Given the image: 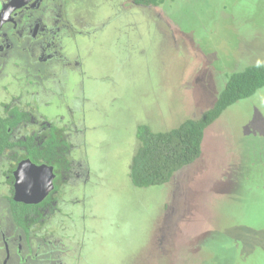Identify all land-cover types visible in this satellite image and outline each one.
<instances>
[{
  "label": "rangeland",
  "instance_id": "374dc122",
  "mask_svg": "<svg viewBox=\"0 0 264 264\" xmlns=\"http://www.w3.org/2000/svg\"><path fill=\"white\" fill-rule=\"evenodd\" d=\"M135 11L120 37L119 68L100 45L88 58L101 76L90 87L103 91L93 113L103 145L88 150L99 173L85 205L97 198L96 216L85 208L81 222L80 204L73 207V233L89 237L81 264H264V88L207 129L201 158L169 184L129 182L138 125L165 131L197 117L227 73L264 66V0H174Z\"/></svg>",
  "mask_w": 264,
  "mask_h": 264
},
{
  "label": "flooded vegetation",
  "instance_id": "af4514ba",
  "mask_svg": "<svg viewBox=\"0 0 264 264\" xmlns=\"http://www.w3.org/2000/svg\"><path fill=\"white\" fill-rule=\"evenodd\" d=\"M136 8L152 7L131 0H0V264L82 263L78 254L89 237L85 229L73 233V207L80 204L81 222L87 211L96 216L97 198L93 208L85 205L99 173L88 150L103 145L101 120L93 116L103 91L90 87L101 76L88 58L100 45L119 68L120 37L124 24L140 17ZM98 181L104 185L103 173Z\"/></svg>",
  "mask_w": 264,
  "mask_h": 264
},
{
  "label": "trees",
  "instance_id": "16d2710c",
  "mask_svg": "<svg viewBox=\"0 0 264 264\" xmlns=\"http://www.w3.org/2000/svg\"><path fill=\"white\" fill-rule=\"evenodd\" d=\"M131 1L138 6L159 7L174 0ZM263 88L264 66L248 65L225 75L214 101L197 117L186 118L165 131H152L147 125H138L135 131L137 147L129 165L132 187L149 189L169 184L178 172L201 158L207 129L231 106L250 99ZM243 179L237 176L233 189Z\"/></svg>",
  "mask_w": 264,
  "mask_h": 264
},
{
  "label": "water",
  "instance_id": "95a60500",
  "mask_svg": "<svg viewBox=\"0 0 264 264\" xmlns=\"http://www.w3.org/2000/svg\"><path fill=\"white\" fill-rule=\"evenodd\" d=\"M49 189L47 188L46 190H45V192L43 193V195H45V193L48 191ZM17 197V200H19V201H25V202H28L25 198H20L18 195L16 196Z\"/></svg>",
  "mask_w": 264,
  "mask_h": 264
}]
</instances>
